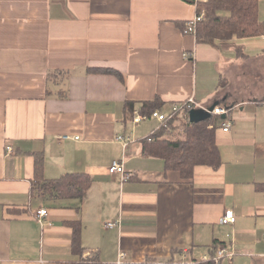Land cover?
<instances>
[{"label":"crops","instance_id":"crops-1","mask_svg":"<svg viewBox=\"0 0 264 264\" xmlns=\"http://www.w3.org/2000/svg\"><path fill=\"white\" fill-rule=\"evenodd\" d=\"M196 15L185 0H0V264L78 261L77 222L83 256L103 264L120 253L125 264H187L228 244L236 255L220 264H264V35L197 43L181 26ZM157 97L163 111L190 97L201 104L176 116L171 138L184 137L192 112L229 107L218 169L199 165L188 180L143 152L160 123L125 120L126 103ZM118 135L131 137L126 149ZM40 157L46 178L91 175L85 199L32 196ZM114 159L127 180L109 172ZM41 208L45 226L34 217ZM226 209L234 224L221 223Z\"/></svg>","mask_w":264,"mask_h":264},{"label":"trees","instance_id":"trees-1","mask_svg":"<svg viewBox=\"0 0 264 264\" xmlns=\"http://www.w3.org/2000/svg\"><path fill=\"white\" fill-rule=\"evenodd\" d=\"M196 6V13H205V18L200 21L196 29L197 43L217 46L218 41H230L235 38H249L264 35V22L259 17V0H185ZM192 20V19H191ZM187 23L182 29L186 32ZM187 33V32H186ZM190 57V56H189ZM89 72H105L117 75L124 81L123 75L112 68H89ZM64 72L57 71L49 74V79ZM224 106V105H222ZM228 108V106H225ZM135 103H126L127 117L132 120ZM143 113H152L155 110L163 111L164 102L160 98L146 101L139 108ZM193 110V109H192ZM182 113V112H181ZM180 114V113H179ZM226 115H212L188 121L184 124L183 138H171L175 119L169 121L167 127L155 129L151 135L141 140L145 154L162 158L167 170H177L185 179H192L195 168L199 165L210 166L218 169L222 164L221 150L217 141V132L223 121L230 122ZM231 124V123H230ZM229 132V131H228ZM43 171V158L37 159L35 175L32 181L31 194L34 197H50L53 200L80 199L84 200L87 192L94 183V179L87 173H66L56 178H46ZM264 192V183L257 187ZM73 226V239L71 250L78 261L67 264H103L96 256L84 257L85 247L82 241L83 225L80 222L71 223ZM148 264V263H127ZM187 264H214L213 261H197Z\"/></svg>","mask_w":264,"mask_h":264},{"label":"built area","instance_id":"built-area-1","mask_svg":"<svg viewBox=\"0 0 264 264\" xmlns=\"http://www.w3.org/2000/svg\"><path fill=\"white\" fill-rule=\"evenodd\" d=\"M198 0H195L197 2ZM205 18V13L202 12L201 14L196 15L194 19H192L186 28V32L190 34H195L197 25L200 21H202ZM188 56V55H187ZM201 106L200 103L194 98L190 97L189 99H186L181 102L174 103L172 105L170 111H153L152 113H142L139 109L134 110V117H133V123L139 124L143 121H148L150 119H157L160 123V125L157 127V129L161 127H167L169 125V121L176 118V116L185 111L192 110L196 107ZM229 112V107H225L222 105L214 107V109L211 111L212 115H226ZM223 130L225 132L230 131L231 124L228 121H223ZM155 131V130H154ZM153 131V132H154ZM66 139L72 138L70 135L65 136ZM74 139H79V136L73 137ZM117 140L123 144L124 148L126 149L128 145L132 142V139L128 135H118ZM9 153L13 152V149L9 147L7 149ZM109 172L112 175H119L123 181L127 180L129 178V174L126 173L125 169V161L123 159H114L109 166ZM49 216L50 212L47 208H41L38 209L34 213L35 219L41 223L42 226H45L46 224H49ZM237 221V215L233 209H226L223 213V216L221 217V223L225 225L234 224ZM121 225V220L116 221H110L105 223V228L111 229L116 228ZM236 255V252L234 251L233 247L231 245H217L211 250L200 257V259H193L191 261L192 263H195L197 261H208L211 260L214 262V264H220L223 259L232 260L233 257ZM125 253H120L119 260L115 264H125L124 259ZM186 257V256H185Z\"/></svg>","mask_w":264,"mask_h":264},{"label":"water","instance_id":"water-1","mask_svg":"<svg viewBox=\"0 0 264 264\" xmlns=\"http://www.w3.org/2000/svg\"><path fill=\"white\" fill-rule=\"evenodd\" d=\"M213 109H214V107H213L212 109H210V111L213 110ZM208 116H210L209 112H208V113H207V112H204V116H202V117H197V118H196L194 112L191 113V117H192L191 119H192V121H194V120H199V119H204V118H206V117H208Z\"/></svg>","mask_w":264,"mask_h":264},{"label":"rangeland","instance_id":"rangeland-1","mask_svg":"<svg viewBox=\"0 0 264 264\" xmlns=\"http://www.w3.org/2000/svg\"><path fill=\"white\" fill-rule=\"evenodd\" d=\"M148 121H149V120H148ZM153 121H155V120H153ZM145 122H147V121H144V122H142V123H145ZM132 123H133V122H132ZM142 123H140V124H142ZM140 124H139V125H140Z\"/></svg>","mask_w":264,"mask_h":264}]
</instances>
